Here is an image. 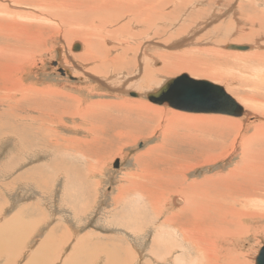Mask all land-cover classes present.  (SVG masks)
<instances>
[{
  "label": "rangeland",
  "instance_id": "obj_1",
  "mask_svg": "<svg viewBox=\"0 0 264 264\" xmlns=\"http://www.w3.org/2000/svg\"><path fill=\"white\" fill-rule=\"evenodd\" d=\"M79 1L0 0V264H63L71 254L74 256L65 264H77L79 259L84 264L91 263L94 257L101 263L120 264L119 257L124 252L116 255V246L121 240L130 246L127 264H200L193 245L181 241L179 235L186 225L190 197L186 196L185 215L175 225L179 236H174L176 230L165 220L176 213L177 195L187 194L191 186L205 178L212 177L216 182L233 170H244L240 175L252 179L255 185L264 179V63L251 56L264 53V0H166L165 17L157 15L152 38H147L148 33L139 38L134 62L129 61L125 71L118 66L120 70L113 76L102 73L105 68L100 73L89 69L86 72L89 66L79 59L85 42L82 35L75 33L96 24L94 14H84V6L78 8L82 3ZM58 4L60 9L54 7ZM114 18L105 32L113 33L117 27L120 32L111 36L120 39L121 29L128 26L124 28L123 21ZM133 27H129L130 32L137 30ZM103 34H96L103 48L114 47V39L108 44ZM74 44L80 45L77 52L72 50ZM230 44L249 46L251 50H225ZM178 62H188L187 66L193 67L174 73H150ZM200 69L207 70V74ZM144 73L151 81L137 89ZM184 74L194 80L221 84L243 108V115L228 117L226 124L215 120L220 115H213L212 121L193 120L172 126L175 110L154 105L145 95L156 91L164 81ZM132 93L137 97H131ZM138 102L154 106L159 116L119 105L133 106ZM96 103H107L108 108ZM91 105L86 120H82L79 110ZM87 121L98 130L94 131ZM171 128L177 133L165 134ZM260 128L258 138L255 134ZM184 134L191 139L174 140ZM150 148L152 155L147 152ZM185 153L195 158L178 161L176 170H171L180 173L163 177L169 171H162L171 165L159 163L182 158ZM208 153L212 159L205 158ZM142 154L146 157L140 158ZM153 158L155 162H151ZM137 159L140 162L136 163ZM116 161L117 169L113 167ZM173 177L179 184L165 189L168 203L164 205V200H159L155 209L161 211V216L154 220L148 201L141 200L135 183L153 193L158 185L174 181ZM222 183L230 185L224 180ZM258 187L259 194L244 192L254 194L256 201L250 218L249 204H238L233 198L236 208L246 214L235 219L244 225L239 236L223 235L225 229L219 232L221 221L217 217L208 220L214 222L216 239L211 243L216 244L208 243L211 261L206 264H254L264 246V196L256 197L264 193V188ZM163 231L172 237L168 239ZM85 235L101 240L96 249L82 250L80 239ZM158 235L166 243L154 244ZM47 236L52 241L39 250ZM63 243L59 261V245Z\"/></svg>",
  "mask_w": 264,
  "mask_h": 264
},
{
  "label": "bare ground",
  "instance_id": "obj_2",
  "mask_svg": "<svg viewBox=\"0 0 264 264\" xmlns=\"http://www.w3.org/2000/svg\"><path fill=\"white\" fill-rule=\"evenodd\" d=\"M75 1L78 2L79 0H75ZM94 1H96V0H81V1H79V2H82L80 4V6L79 5H78L79 7L76 6L78 8H80L81 6H84L86 8V10L84 11V14H86L87 12H89V14H91V15L94 14V16L96 18V20H94V22L96 24L93 23V27L92 28H88V30H84L83 32H79L78 31V34L75 33V36L76 35H82V37L84 38L83 40L85 42L84 43L85 44L84 52L82 51L83 53H80L82 55L79 56L80 57L79 59L82 60L85 65L89 66V67H87L85 69L86 72L89 69L90 72L96 73V70H97V73H100L101 68H105V71L102 72V73H105V75H108L109 74V75H112L113 76V73L115 74V72L119 71L122 67H123V70L122 71H125L126 70V67L129 64V61L130 62H134L133 59H134L135 55L136 54L138 55L137 51H138V46L140 45V43L137 42V40L139 38H141V37L142 38H145V33H148L147 38H149V37L152 38L151 33L152 34L154 33L153 32V29H155L157 27V22L156 21L159 19V18H157V15L160 14L161 17H165V13H164L165 7L163 8V6H166V4L168 3V1H166V0H101L98 3H94L93 5H90V4H87L86 3V2H94ZM72 3H73L72 5H74L75 2H72ZM69 5H71V4H69ZM61 6L64 7L63 4ZM54 7L60 9L59 8V4L58 5H55ZM49 8H50V5H49ZM166 9H167V7H166ZM62 10H64V9H62ZM75 10H77V8ZM49 12H50V10H49ZM99 13H103L104 15L101 14L102 15L101 16V15H99ZM96 16L103 17V18H97ZM52 17H53V15H52ZM114 17H117V21L118 20L121 21V22L123 21V23L125 24V27L124 28H126V25L128 26L126 29H121V31L123 33V35L121 37L122 39L121 38L120 39H117L116 38V37H119V36H115V39H114V37L111 36L112 34L114 36V35H116V34H118L120 32L119 31L120 29H118L117 27L115 29H113V33H112V31H109L108 34H107V32H105L106 29L109 28V25H112V23L115 22V20H114L115 18ZM132 25L134 26L133 28H136L137 29V30H135V32H130V29L131 28L129 29V27H132ZM121 27H122V25L120 26V28ZM144 27H146V28H144ZM7 30H10V29H7ZM101 32L105 33V34H103V35H106L105 38H104V36H102V37H103L104 41H106V39H107V43L108 44H109V40L112 41V39H114V47L108 49V46L107 47L105 46L106 48L105 49L103 48V44L98 40V38H96L97 37L96 34L98 35ZM155 34H156V32H155ZM99 37H100V35H99ZM79 38H81V37H79ZM130 40H133V41L131 42ZM132 44H133V46H132ZM255 47L257 49L261 50L260 49V47H261L260 45H257ZM250 50H251V48H250ZM112 54H113V56H112ZM256 54H257V56H256ZM110 56H111V58H110ZM251 56H254L255 60H257L258 62L262 61L261 63H264V53H258L257 52V53H254ZM251 56H249V58ZM161 58L162 57H160V59ZM240 58H242V57H240ZM76 60H78V59H76ZM71 61L72 60H70V62ZM143 61H145V60H142V63H143ZM181 63L182 62L174 63V64H172L169 67H168V64H166L162 70H160V71H156V70L154 71L153 70V71H150V73L153 74V75H159L158 73H165V72L166 73H174L176 70H186V69H191L193 67V66H187L189 64L188 62L182 63V65H181ZM140 65H142V64L140 63ZM118 66L120 67V69L118 68ZM200 71H201V73L208 72L207 70H205V72H204L201 69H200ZM202 75H205V74H202ZM146 78H147V74L144 73L143 79H140V83L138 84V88L137 89H139V87H142L143 88V85H144L143 83H146V82L149 83L151 81V80H147ZM142 80H143V82H142ZM112 84H114V83H112ZM116 85H117V83H116ZM109 86H107V87H109ZM220 86H221V84H220ZM153 92H155V91L152 90V91L146 93V95L149 94V93H153ZM227 93H228V91H227ZM146 95H145V97H146ZM76 102H78V101H76ZM98 105H101L99 107L100 108H103V109L108 108V107H106L108 105L107 103H99V104H97V106ZM119 105L123 109H127V110L129 109V110H132V111L135 110V112H138V113H141V114H150V115H152L154 117H157L160 114L159 111H157L154 108V106H150L146 102H138V104L133 105V106H128L130 104L127 105L125 103L119 104ZM257 106H259V105L257 104ZM87 107H88L87 109H84L83 108V109H80L79 110L80 112H78L79 113L78 116L82 120L83 119L86 120V116L89 113L90 108L92 107V105L91 106H87ZM116 108H117V106H116ZM95 111H97V110H95ZM92 113L94 114V112H92ZM171 116H172V118H171V124H172V126L175 123H180V122H190V121H193V120H198L199 122H203V121H212L214 119V118H210V117H213V115H202V116L189 115V114L182 113V112H178V111H174V114L171 115ZM228 119L229 118L226 117V116H219V117H216L215 118V120H223L224 124L229 123ZM88 121L86 123L88 125H91V127L93 128L94 131L98 130L97 128H94L92 126V124H90V122H88ZM95 126L97 127V125H95ZM124 126H127L128 127L127 124L124 125ZM102 127H105V126L103 125ZM190 127H191V125H190ZM136 128H138V127H136ZM205 128H209V127H205ZM87 129H89V128H87ZM201 131H203V130H201ZM238 131H239V129H238ZM261 131L262 130L260 128L255 135L258 137V135H259V133ZM169 132H171V135L177 133V131L174 128H171L170 131L169 130L166 131L165 134H169ZM207 132H208V130H207ZM138 133L139 132H137V135H138ZM137 135H133V137L135 138V136H137ZM188 138H190V137H187V135L184 134V135L179 136V138H175L174 140H176V139L182 140V139H188ZM193 139H195V138H193ZM169 150H171V149H169ZM152 151H153V149L150 148L147 152H148L149 155H152ZM144 155L143 154L141 156L139 155V157L140 158L146 157ZM254 156H257V155L255 154ZM189 158H195V157L189 155L188 153L183 154L182 155V158H177L176 157V158L171 159L170 161H168L170 158L167 157L166 158V160L168 161L167 163H159V164H162V165H171L170 168H167V169H165V171H162V173H165V172H168L169 171L168 174H164L163 177H166L167 175H170L171 173H173V176L178 175L180 172H177L178 170L177 171H174V170H176L174 167L177 165V162L178 161H181V160L185 161V160H187ZM205 158L206 159H212L213 156H212L211 153H208ZM139 159L136 160V163L140 162ZM155 161H156L155 158L151 159V162H155ZM170 162H171V164H170ZM255 163H257V162H255ZM178 164H180V163H178ZM172 167L174 168V170H171ZM181 167H183V166H181ZM257 167L258 166H255V169ZM142 170H144V169H142ZM243 171L244 170H242V171H240V170H233L232 173H230L231 175L228 174L227 178H225V179H219L216 182H214V180L212 179V177L205 178L203 180V182H201V183L199 182L197 185L191 186L189 188V191L187 192V194H185V195L184 194L177 195V198H175V201L176 202H174V203H175V205L177 207L176 213L173 215L172 218L166 219L165 222H167L168 224H170L171 227H173L176 230L175 231L172 228V230L175 231L174 236H177L179 234V232H178V230H177V228H176L175 225L185 215L186 211L184 210V207H185V205L187 203L186 196L190 197L191 201L189 202V207H187L188 208V212H187V219L185 221L186 222V225L182 228V235L181 234H179V235L181 236V239H182L181 241H184V242H187L188 241V242H190L193 245L194 250L199 255L200 264H204V263L206 264L209 261H211L209 259V255L210 254L207 252V248H208V243H211L212 239L215 237L216 228L213 225L214 222L213 223H209V222L215 220V218L217 217L218 220L220 219V221H221L220 222V225L217 226L218 229H219V232H222L223 229H225V231H223V235L226 234V235H236V236H239L238 235L239 234V230L240 229H243L244 225H240L241 224L240 221H238L240 223V224H238L236 222V220L239 219V217L246 216V214L243 213L242 210L237 209L236 208L237 205L241 201L243 202V205H248L249 204V207H250V210H249L250 212L248 213L249 215L252 214V212H251L252 208L256 207L255 206L256 201H255V199L252 198V196L254 194H257L258 191L260 190L259 187H258L259 185L262 187V189L264 188V185H263L264 179L263 180H259L258 181L259 183L257 185H255V183L253 182L252 179L247 178V176H245V175H240L241 174L240 172H243ZM147 177H148V175H147ZM173 178L175 180L174 181H169L168 182V185H164V186L158 185L157 186L158 190L157 191H153V193L151 191L144 190L142 188L143 185L141 186L140 184L135 183V186L138 187V192L137 193L141 196V200L142 201H143V198H144V199L148 200V202L153 203L154 204L153 207H157L158 206V203L160 202L159 200L161 198L164 200L163 201V204L164 205H167L168 201L167 202L165 201V200H167L165 198V189L171 188L172 186L175 187V186H177L179 184V182H177L178 179H176V177H173ZM145 179H147V178H145ZM160 179H161V177H160ZM222 180L226 181V183L229 182L230 185L223 184L222 183ZM165 181H167V180H165ZM261 183H262V185H261ZM246 190H251V191H253L254 194H251V195L246 194L245 195L244 192H246ZM248 192H250V191H248ZM238 194H241V195H238ZM151 195H153V197H150ZM262 195L264 196V193H261V195H256V197L257 196H260L261 197ZM247 197H251L252 199H249L248 200ZM233 198H235V200L238 202V204H236L237 202L235 203V201L233 200ZM258 199H260V198H257V200ZM193 200L198 201L199 204H197ZM261 200L263 201V199H261ZM262 201L260 202L261 203V206H262ZM179 205H181V206H179ZM239 206H241V205H239ZM258 209H260V208H258ZM141 211H143V210H141ZM254 212L255 211H253V213ZM152 213H153L152 214L153 215V219L157 218L158 210L157 209H153L152 210ZM210 214H212L213 216H210ZM257 214H259V213L257 212ZM229 216H231V217L233 216L234 218H230ZM148 217L149 218L151 217V213H150V215ZM250 217H251V215L248 218H250ZM17 219H18V217H17ZM208 220H209V222H208ZM7 222H9V219H8ZM215 222H217V221H215ZM11 225H13V224H11ZM13 226H15V225H13ZM143 226H144V224H143ZM5 227H7L9 230H11L10 224H9V226H7V223H5ZM235 230H237L238 232H235ZM5 231H7V230H5ZM14 231H15V229H14ZM240 232H241V230H240ZM15 233H17V232H15ZM213 233H214V235H213ZM219 234L220 233H218V235ZM25 235H26V233H25ZM160 235H162V234H160ZM160 235H158L159 236V242H157L158 236H156L157 238L155 239V244H158V243H160V242L163 241V239L160 237ZM168 237H172V235H169L168 234L167 235V238ZM215 239H216V237L214 238V241L213 242H215ZM218 239H220V238H218ZM168 241L169 240H167V242ZM163 242L166 243L165 240ZM215 244L216 243H211L212 246H214ZM166 246H168V245H166ZM169 248H170V246H169ZM191 264H194V263H191Z\"/></svg>",
  "mask_w": 264,
  "mask_h": 264
},
{
  "label": "water",
  "instance_id": "obj_3",
  "mask_svg": "<svg viewBox=\"0 0 264 264\" xmlns=\"http://www.w3.org/2000/svg\"><path fill=\"white\" fill-rule=\"evenodd\" d=\"M79 49L78 44L72 47L74 52ZM249 49V46L234 44L225 46V50L230 51L246 52ZM60 72L63 74L62 70ZM66 74L69 75V72ZM130 96L136 98L137 94L132 93ZM145 98L154 105H165L172 110L187 114L240 117L244 112L223 87L205 80L191 79L185 74L169 79L157 91L147 94ZM118 166L119 161H116L113 167L117 169ZM254 264H264V246L258 251Z\"/></svg>",
  "mask_w": 264,
  "mask_h": 264
},
{
  "label": "crops",
  "instance_id": "obj_4",
  "mask_svg": "<svg viewBox=\"0 0 264 264\" xmlns=\"http://www.w3.org/2000/svg\"><path fill=\"white\" fill-rule=\"evenodd\" d=\"M146 200V199H145ZM148 201V200H147ZM149 203V206H150V210L152 211L153 209H155L156 207H153V204L152 203H150V202H148ZM161 216V211H158V213H157V219L159 218ZM155 220V219H154ZM54 229H55V227H53L52 228V232L54 231ZM50 231V232H51ZM51 234V233H50ZM52 235V234H51ZM163 235H168V233L166 232V231H163ZM91 239V242H94V243H91V244H88V243H90L88 240H90ZM52 241L51 240V237L50 236H47L44 240H43V242H42V244L40 245V247H39V250L40 249H43V248H45L46 246H49V243H50V241ZM99 241H101V240H95V239H93V238H91V237H89L88 235H85V236H83L81 239H80V243L81 244H83L82 245V250H84V249H87L88 247L89 248H92V247H94L95 249H96V247L99 245ZM153 243L155 244V242L153 241ZM128 247H130L129 245H127V243L126 242H123V240H121V241H119L118 242V244H117V246H116V251H117V253H116V255H121V253H122V251L124 252L123 253V255L122 256H120L119 257V261H120V264H127V260H128ZM64 248H65V244L63 243L62 245H59V261L61 260V252L64 250ZM122 248V249H121ZM74 251H75V249H73ZM132 251H131V248H130V252L129 253H131ZM38 253H39V251H38ZM80 254H81V252H80ZM72 256H74L73 254H71ZM71 255H70V257H71ZM87 255H90V256H93L94 257V255H91V254H87ZM69 257V258H70ZM69 258L65 261V262H63V264H65V263H67V261L69 260ZM28 260V259H27ZM31 260V258L29 257V261ZM79 263H77V264H84L83 263V260L82 259H79V261H78ZM102 262V260H96L95 261V257H94V259L92 260V262L91 263H86V264H106V263H101ZM27 264H29V262L27 263Z\"/></svg>",
  "mask_w": 264,
  "mask_h": 264
}]
</instances>
